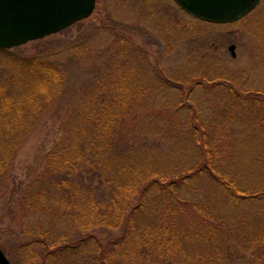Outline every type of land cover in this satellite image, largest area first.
<instances>
[{
  "label": "rangeland",
  "instance_id": "1",
  "mask_svg": "<svg viewBox=\"0 0 264 264\" xmlns=\"http://www.w3.org/2000/svg\"><path fill=\"white\" fill-rule=\"evenodd\" d=\"M200 21L178 7L173 0H96L92 14L70 27L4 49L7 52L0 50L2 103L18 105L28 90L37 88L36 82L44 75L39 68L30 69L24 63L20 64V58H37L46 65L54 66L57 71H53V75L61 69L63 76L62 80L54 81L53 78L48 84L45 97L35 106L37 111L29 133L16 148L8 173L0 177V248L9 258L10 264H21L19 233L23 229L25 231L26 226L31 230L39 226L43 231L48 229L57 235L58 241L66 244L79 242L77 247L71 246L72 252L68 250L67 253L56 255L52 260L56 264L74 262L75 249L81 257L87 254L92 258L96 250L95 242H101L103 252L118 249L110 246L108 241L117 236L119 238L122 231H75L67 222L57 220L55 214L27 211L22 205V198L33 182L47 174L46 170L48 174L51 173L47 166L51 155L70 145L69 125L82 126L75 120L79 114L83 111L91 114L90 122L87 123L90 126L95 120L93 114L102 110L108 100L118 98L119 94L125 108L121 125L124 137L120 139L123 142L128 140V147L131 144L137 147L131 152L127 151L128 154L120 148L121 153L127 159L139 163L143 157L147 159L150 156L153 159L156 149L155 152L165 161L168 160L164 162L170 165L176 164L178 157L183 163L193 158L192 145L186 141L190 138L184 134L186 118L182 112V115L175 113L174 116L171 108L179 104L185 108H198L204 119L218 122L213 111L222 108L224 104L220 99L227 93L231 95L229 90L238 92V97L243 98L244 102L252 98L256 103L253 106H241L244 104L241 98H237V106H232L233 116L229 121L233 130L232 152L240 164L235 170H239L238 173L234 175L243 188H264V115L261 114L264 109V0H260L245 17L232 23L203 24ZM231 44L235 45V56L228 49ZM188 64L212 67L204 70L208 81H199V85H196L198 80L189 81L188 86L179 88L178 84H173L171 78L191 73L186 68ZM196 79L201 80L200 77ZM125 96H128L126 102ZM161 110L164 112L160 113ZM253 113L260 114L256 116ZM169 128H176L173 130L180 133V137L167 134L170 130L164 132ZM78 132L81 133L79 128ZM79 136L81 138L83 135ZM92 136H96V133ZM226 140L222 139L221 146ZM94 150L93 146L86 147L87 164L78 170L81 174L67 175L66 188L58 190L60 196L67 190L68 196L70 192L86 185L98 201L109 200L112 184L105 179L111 175L105 173L103 182L99 178L96 173L98 167L94 164L97 161ZM188 184L193 186V201H200L207 209L218 210L220 214L225 213L231 224L241 223L240 219L236 221V213L231 211L222 190L207 176H197ZM149 197V202L153 201V195ZM240 202L241 212L247 216L253 215L251 201ZM257 205L264 214V201H259ZM195 217L198 219L201 213ZM85 241L87 243L84 245ZM193 246L190 248L191 254L182 248L183 255L173 257V262L168 260L169 254L159 253V249L149 243L137 248L132 256L133 259H137V255L145 258L147 263L143 264L264 262V248L259 244L253 251L247 252L233 242L226 241L220 249L224 255L213 256L212 263L202 259V243ZM124 248L127 246L120 249ZM45 249L33 246L32 251L40 253V258L46 254Z\"/></svg>",
  "mask_w": 264,
  "mask_h": 264
},
{
  "label": "trees",
  "instance_id": "2",
  "mask_svg": "<svg viewBox=\"0 0 264 264\" xmlns=\"http://www.w3.org/2000/svg\"><path fill=\"white\" fill-rule=\"evenodd\" d=\"M0 50L7 52L4 49ZM19 62L20 64L24 63L30 69L37 70L39 68L44 75L36 82L37 88L33 87V91L28 90L21 97L18 105L13 106L0 101V177H4L8 173L16 148L23 143L29 133L37 111L35 106L45 97V89L48 88V84L53 81V78L54 81H60L63 77L61 69L56 67L58 72L53 75V71H57L54 70V66L46 65L37 58L29 60L20 58ZM186 68L188 72L191 71L188 76L171 78L174 81L173 84H178V88L188 86L189 81L198 80L196 85H199V81L200 83L206 81L208 77L204 70L212 67L209 65L194 67L192 64H188ZM193 70L194 72H192ZM199 77L201 80L196 79ZM168 83L172 82L168 81ZM229 91L231 95L227 93L223 95V99L219 97L220 100H223L222 108L213 111V115L216 112L215 116L218 117V122L204 119L198 108L190 106L185 108L183 104L168 108V110H174V116L175 113L181 114L182 112L186 118L183 124L184 134L190 138H187L186 141L190 142L193 151V158L186 163H183V160L178 157L176 164H166L165 162L168 160L165 161L161 155L156 153L154 145L153 159L150 156L147 159L143 157L139 163L127 159L125 154L121 153L120 148L127 153L137 147L132 144L128 147V140L123 142L120 139L124 137L121 125L125 113L120 94L118 98L108 100L109 102L102 110H97L93 114L95 120L90 126L87 123L90 122L91 114L84 111L79 114L75 120L82 126L69 125L71 128L68 129L70 145L56 150V154L51 155V161L47 165L51 173L48 174L46 170L47 174L41 175L39 180L28 187L27 193L22 198V205L30 212L55 214L58 217L57 220L67 222L70 228L75 231L115 229L122 231V235L108 241V244L117 247V250L109 253L103 252L104 247L101 242H95L96 250L92 258H89L87 254L81 257L75 249L73 251L76 254L74 262L72 260L67 264L147 263L145 258L137 255L138 253H136L137 259H133L132 255L137 248L148 243L155 245L159 249V253L169 254L168 260H172V262L173 257L183 255L184 249L182 250V248H185L187 254H191L190 250L194 248L193 244L195 243L203 244L201 254L204 257L202 259L210 262L214 260L213 256L224 255L220 249L224 247L226 241L233 242L237 247L247 252L253 251L257 244L263 245L261 247L264 248V214L257 205L259 201H264V188H243L240 185V180L234 175L238 173L239 170H235L240 164L232 152L234 148L233 130L229 121L233 116L232 106H237V98L241 97H238V92ZM128 96L123 97L125 102ZM241 100L244 102L243 98ZM254 104L256 103L252 101V98H248L241 106H253ZM262 112L261 114L264 115ZM259 114L253 113L256 116ZM78 128L81 133L78 132ZM173 129L176 128H169L164 132L170 130L167 134L171 133L172 137H180V133H176ZM95 133L96 136H92ZM73 134L77 136H72ZM79 135L83 136L80 138ZM85 135L87 137H84ZM223 138H227V140L221 146ZM175 144L178 145L177 142ZM88 146H93L97 150V154L94 150V156L97 158L94 164L98 167L96 173L99 174L102 182L105 173L111 175L105 179L112 184L108 201H98L91 194L89 186L86 185L70 192L69 197L66 194L68 190L61 193V196L58 192L59 189L66 188L67 175L79 172L78 170L87 164L88 154L84 151ZM200 175L207 176L210 181L218 185L224 199L231 206V211H235L236 221L240 219L241 223L231 224L225 213H221V215L218 210L207 209L200 201H193V186L188 182ZM186 188H188L187 192ZM150 195H153V201L149 202ZM240 201H251L253 215L247 216L243 211L241 212ZM194 213L198 215L201 213V217L196 219L195 215H198ZM252 216L254 217L251 218ZM24 228L25 231L23 229L19 233L20 242L18 244L21 264H23L22 261L24 264H56L55 261H52L56 255L58 256L62 252L67 253L68 250L72 252L79 243L74 241L72 248V244L58 241L57 235L48 229L43 231L40 226L32 230L29 226ZM224 236L226 237L223 238ZM258 238L260 240L256 241ZM86 243L87 241L83 244ZM33 246L46 247L47 250L45 249L44 252L46 254L39 258L40 253L32 251ZM123 246H127V248L120 249ZM59 264H64V261ZM245 264L254 263L247 262ZM259 264H264V262H259Z\"/></svg>",
  "mask_w": 264,
  "mask_h": 264
},
{
  "label": "water",
  "instance_id": "3",
  "mask_svg": "<svg viewBox=\"0 0 264 264\" xmlns=\"http://www.w3.org/2000/svg\"><path fill=\"white\" fill-rule=\"evenodd\" d=\"M190 15L214 24L240 20L260 0H174ZM96 0H0V48L9 49L68 28L89 17ZM235 56V45L228 47ZM0 264L9 259L0 248Z\"/></svg>",
  "mask_w": 264,
  "mask_h": 264
}]
</instances>
